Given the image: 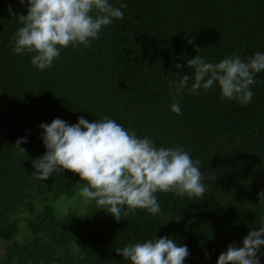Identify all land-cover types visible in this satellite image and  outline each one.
I'll list each match as a JSON object with an SVG mask.
<instances>
[{
	"label": "trees",
	"instance_id": "16d2710c",
	"mask_svg": "<svg viewBox=\"0 0 264 264\" xmlns=\"http://www.w3.org/2000/svg\"><path fill=\"white\" fill-rule=\"evenodd\" d=\"M111 2L127 5L122 20L89 48L62 49L51 68L39 71L32 54L17 55L10 43L22 24L9 6L24 15L27 7L0 0V264H131L115 248L154 234L187 244L185 264H216L229 244L242 246L261 226L264 71L246 105L222 100L218 85L199 94L184 90L181 98L168 82L188 74L190 88L194 69L187 60L198 54L217 63L264 52V0ZM174 96L182 114L170 110ZM80 115L90 122L110 116L158 147L190 150L208 173V193L200 199L159 192L160 215L137 209L116 220L84 201L77 173L65 170L45 181L32 176L31 160L46 151L40 124L57 117L76 123ZM21 137L28 140L20 145L25 153L15 146Z\"/></svg>",
	"mask_w": 264,
	"mask_h": 264
},
{
	"label": "clouds",
	"instance_id": "9594fccd",
	"mask_svg": "<svg viewBox=\"0 0 264 264\" xmlns=\"http://www.w3.org/2000/svg\"><path fill=\"white\" fill-rule=\"evenodd\" d=\"M19 4L27 7V15L17 14L9 6L10 14L22 24L11 37L12 51L17 55L32 54L31 64L39 71L51 68L62 49L89 48L100 39L105 27L124 18L127 6L116 7L111 0H19ZM187 64L194 69L190 88L188 74L177 73L180 78L168 82L181 98L184 90L199 94L201 89L218 85L222 100L246 105L254 96L251 86L256 83V74L264 71V52L257 51L247 60L238 54L229 55L217 63L198 54ZM173 101L170 110L182 114L180 100L174 96ZM39 127L46 151L31 160L34 171L30 174L45 181L65 170L77 173L84 182L78 188L84 201L94 202L97 209L106 210L116 220L135 214L137 209L160 215L159 192L200 199L208 193L204 183L208 173L201 170L200 161L192 157L190 150L183 146L158 147L152 137H141L110 116L90 122L80 115L76 123L57 117ZM27 142V137H21L15 146L25 153L20 145ZM257 196L259 203H264V189ZM260 225L243 237L242 246L229 244L216 264H262L264 218ZM115 252L131 264H185L191 255L187 244L169 236L157 238L155 234L143 242L117 247ZM209 255L205 252L206 258Z\"/></svg>",
	"mask_w": 264,
	"mask_h": 264
},
{
	"label": "rangeland",
	"instance_id": "374dc122",
	"mask_svg": "<svg viewBox=\"0 0 264 264\" xmlns=\"http://www.w3.org/2000/svg\"><path fill=\"white\" fill-rule=\"evenodd\" d=\"M2 251H3V243L0 242V258L2 257Z\"/></svg>",
	"mask_w": 264,
	"mask_h": 264
}]
</instances>
